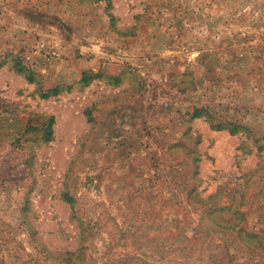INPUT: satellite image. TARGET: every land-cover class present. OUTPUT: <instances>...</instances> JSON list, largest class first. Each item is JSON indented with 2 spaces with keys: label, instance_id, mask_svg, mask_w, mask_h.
I'll use <instances>...</instances> for the list:
<instances>
[{
  "label": "rangeland",
  "instance_id": "obj_1",
  "mask_svg": "<svg viewBox=\"0 0 264 264\" xmlns=\"http://www.w3.org/2000/svg\"><path fill=\"white\" fill-rule=\"evenodd\" d=\"M0 264H264V0H0Z\"/></svg>",
  "mask_w": 264,
  "mask_h": 264
},
{
  "label": "trees",
  "instance_id": "obj_2",
  "mask_svg": "<svg viewBox=\"0 0 264 264\" xmlns=\"http://www.w3.org/2000/svg\"><path fill=\"white\" fill-rule=\"evenodd\" d=\"M18 72H19V70H18ZM84 79V76H82V79L81 80H83ZM85 81V80H84ZM54 91H56V89H54V90H52V92H54Z\"/></svg>",
  "mask_w": 264,
  "mask_h": 264
}]
</instances>
